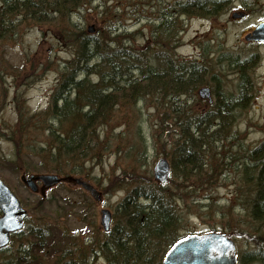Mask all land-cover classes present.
I'll return each instance as SVG.
<instances>
[{"label": "trees", "instance_id": "1", "mask_svg": "<svg viewBox=\"0 0 264 264\" xmlns=\"http://www.w3.org/2000/svg\"><path fill=\"white\" fill-rule=\"evenodd\" d=\"M80 3L81 0H0L2 45L16 41L14 36L19 22L27 15H32L27 20L34 21L46 20L49 15L58 13L66 24L59 28V37L71 51L70 58L59 68V82L52 93V105L36 113H30L28 108L19 110L17 124L24 120L31 124L35 115L42 114L41 121L46 125L39 150L48 156V161L43 158L37 163L23 161L19 153L14 159L1 157L0 160L11 170H21L25 174H79L89 179L93 176V164H101L107 153L117 156L116 162L121 158L126 137H118V147L111 151L107 143L101 142L102 137L107 136L108 126L121 119L126 124L125 132L131 133L135 123L142 119V112L152 107L154 112L147 113L150 121L152 117L150 125L155 127L152 138L157 136L162 148L169 144L178 151L173 155L164 149V157L171 162L173 171L167 182L156 184L151 179L150 169L144 168L130 176L126 167L124 174L135 177L132 188L138 186L131 188L116 204L111 230L92 229L93 236L84 239L69 234L59 220L69 216L75 208L71 199L65 197L63 200L68 203L63 211L57 212L48 207L57 202L55 194L37 195L28 207L29 211L34 210V214H30L17 235L21 236L17 239L18 246L9 251L4 260L2 253L0 264H95L100 257L106 264H161L165 251L186 235L177 233L184 213L173 196V181L178 180L181 189L190 187L189 193H201L204 198H209L214 175L208 165L216 161L217 153L206 147L216 146L227 134V138L236 134L231 126L233 115L247 103H233L232 94L223 91V97L217 96V100L204 110L201 104L208 102L195 97V91L204 83L200 66L167 54L178 36L180 23L177 19H174L173 26L168 21L169 28L150 30L151 43L159 45L158 51L162 50L153 58L156 61L153 63V59H143L141 49L126 45L122 35L112 37L109 32L88 34L78 25L66 21ZM17 35L21 36V33ZM35 58L29 60L34 69L38 68L40 60ZM225 60L223 62L227 63ZM14 69L20 73L26 70V66L13 65ZM5 73V69H0V74ZM140 99L141 106L136 102ZM17 124L16 127L21 126ZM9 127V132L14 133V127ZM102 127L103 133L100 131ZM13 143L19 146L17 139ZM218 161L221 172H228L232 164L239 180L248 189L253 188L246 203L252 221L259 222L256 227L258 236H248L239 228L228 230L234 240H241L244 245L242 250H237L238 264H264V141L255 150H247L243 158L235 160L229 156ZM132 162L139 169L138 161ZM139 176L150 179L142 182ZM112 178L122 181L124 175ZM24 203L27 205L26 201ZM77 203L80 206L77 210L88 211L93 206L83 191ZM86 216L91 217V214ZM30 218L34 226H28ZM15 240L16 235L11 237L10 244Z\"/></svg>", "mask_w": 264, "mask_h": 264}, {"label": "rangeland", "instance_id": "2", "mask_svg": "<svg viewBox=\"0 0 264 264\" xmlns=\"http://www.w3.org/2000/svg\"><path fill=\"white\" fill-rule=\"evenodd\" d=\"M182 1L184 0H81L66 21L78 25L84 31H87L89 25H93L95 35L106 32L111 33L112 37L122 35L121 39L126 45L141 49L139 52L143 55V59L145 57L147 60H152L162 50L158 51L159 45L151 43L152 31L150 30H160L157 27V21H160L159 12H171L167 15L171 21L170 24L173 26L174 19H177L180 24H178L176 41L170 48L171 52L167 54H174L182 62L192 61L200 66L203 85L214 88L213 102L217 100V95L221 97L219 91L232 94V96L238 93V82L239 78H242V72H237L238 67L231 63L230 59L239 55V59L244 60L254 53L261 56L260 60L257 57L254 58L250 68L244 71V76L247 73L249 77L247 81L250 80L248 90L250 98L245 101L247 104L242 109L236 110L233 115L231 126L236 134L231 138H227L229 136L227 134L225 136L227 139L221 137L216 146L206 147L217 153L215 154L216 161L208 165L213 169L214 175L209 198H204L201 193H189L190 187L179 188L178 180L172 183L173 196L178 200L179 206L183 208L182 213H184V219L177 232L179 235L203 233L221 228H228L225 230L228 232L230 228H239L244 230L248 236H258L256 227L259 222L252 221L246 203L253 188L248 189L239 180L240 176L235 173L236 169L232 164L228 172H221L218 160L229 156L234 157L235 160L243 158L247 150L257 148L255 144L264 139V45L251 44L243 39L247 31L264 19V0H218V2L210 0L206 2L207 5L211 6L213 3L217 5V12L213 10V14H207L205 17L195 13L189 15L177 13L176 15L174 11H170L173 5L174 7L180 6L179 3ZM237 10L245 11L246 16L236 17L239 15L236 13ZM29 17L32 15H27L23 18L24 21L19 22L20 26L16 32L21 33V36L16 33L15 42L2 45L3 41H0V69L6 71L5 74H0V158L14 159L19 153L18 156L23 161L33 160L37 163L42 158L45 162L48 161V156L39 150L43 145L46 123L41 121L42 114H39L33 117L31 124L28 120H24L19 123L20 127H16L20 117L19 110L28 108L30 113H36L52 105V92L59 82V68L64 60L70 58L71 51L59 37V28L65 27L66 24L59 18L58 13L49 15V19L46 20H27ZM35 57L40 58L36 69L30 67L31 62L29 61L31 58L36 59ZM224 59H227L225 60L227 63L223 62ZM155 62L153 59V63ZM21 64H25L26 70L20 73L18 69L12 70L13 65L20 66ZM159 64L161 63L158 62ZM195 97L199 98L197 90ZM136 102L142 105L141 99ZM206 105L208 104H201L204 110L207 109ZM153 112L154 108L147 107L142 112L144 118L142 117L135 123L131 133L125 132L126 124L124 120L120 121L121 119H116L115 124L111 123V126L109 125L110 127L106 129L107 136L102 137L101 142L107 143L111 151H116L118 137H126V140H123L121 158L118 162H116L117 156L107 153L102 162L100 161L101 164L96 162L93 164V176L88 180H94L92 182L101 192L103 200L100 204L94 202L88 211L86 209L85 211L77 210L80 208L77 201L81 190L77 187H68L66 184H60L47 191L46 195L55 194L57 198L55 204L48 205L52 210L63 211L64 205L68 203L64 202L65 197L75 204V208L68 217L59 219L65 228L70 230L69 234L84 239L93 236L92 229L102 231L100 208L106 207L114 212L116 204L122 201L136 183L135 177L130 176H134L144 168L152 171L155 161L164 156L163 153L166 150L171 151L173 155L176 153L174 146L171 147L168 144L167 147L163 145L164 148H162L158 143V137L152 138L151 132L153 133L155 127L150 125L152 117L150 115V121L147 113L152 114ZM7 127H14V133H11V130L9 132ZM100 131L103 133L104 127ZM14 139L19 141L18 147L14 146ZM133 160L138 161L136 165L140 170L134 166ZM126 167L130 176L124 174ZM21 174V170L13 171L8 164L0 160V178L21 201H26L27 205L25 203L24 205L29 207L38 194L32 193L25 187L20 181ZM119 175H124L125 181L112 178L116 176L118 179ZM139 179L142 182L145 180L148 182L150 178L139 176ZM153 182L160 184L155 180ZM86 196L88 197L87 194ZM178 210L180 211L179 207ZM31 213L34 214V210ZM90 214L91 217L86 216ZM60 221L59 227L62 225ZM30 225H33L31 218L28 223V226ZM18 233L15 234L14 243L0 251V256L3 253V260L7 258L9 251L18 246ZM242 246H244L242 241L237 240L238 250H242ZM95 264L106 263L104 258L100 257Z\"/></svg>", "mask_w": 264, "mask_h": 264}, {"label": "water", "instance_id": "3", "mask_svg": "<svg viewBox=\"0 0 264 264\" xmlns=\"http://www.w3.org/2000/svg\"><path fill=\"white\" fill-rule=\"evenodd\" d=\"M87 31L93 32V27L88 26ZM245 39L264 40V21L245 35ZM198 95L203 99L211 100L208 87L199 88ZM152 172L156 181L164 182L167 180L170 175V165L167 159L159 158L153 165ZM61 180L80 186L95 201L101 199L100 193L89 182L80 177L64 179L48 173L21 176L22 183L32 192L38 190L37 181L42 183V187L48 188ZM27 215V210L21 205L18 197L0 178V249L9 243L11 233L22 228ZM110 219V212L106 208H102L100 223L104 230L109 228ZM162 264H238L235 241L220 231H208L183 237L166 251Z\"/></svg>", "mask_w": 264, "mask_h": 264}, {"label": "flooded vegetation", "instance_id": "4", "mask_svg": "<svg viewBox=\"0 0 264 264\" xmlns=\"http://www.w3.org/2000/svg\"><path fill=\"white\" fill-rule=\"evenodd\" d=\"M207 1H210V0H201V1L200 0L199 1L184 0L181 3H179L180 6L174 7V5H173V9L170 10V11H174V13H180V14L185 13L186 15H189L191 13H195L197 15H201V17H205V16H207V14H209V15L213 14V10H215V13H216L217 12L216 11L217 10V5H215L213 3L211 6H208L207 3H206ZM215 2H218V0H215ZM167 9H169V8H167ZM169 13H171V12H169V11H161V12L158 13V19L160 18V21L159 22L157 21V23H158L157 27L158 28L166 29V28L170 27L169 24H167L168 21L170 20L169 17L167 16ZM236 13H238L241 16L239 18H243V17L246 16V12L245 11H238L237 10ZM251 44L264 45V41L251 42ZM256 57L258 58V60H260V58H261V56L258 53H254V54H251L249 57L245 58L244 60H240L239 59V55L234 56V59H232V63L235 66L238 67L237 72H242V78L238 77L239 78L238 93H236L235 95L233 94V100H232L233 103L236 102V103H239V104L240 103L241 104H245L246 103L245 101L249 100L250 94H249L248 90H249V87H250V85H249L250 80L247 81V79H249V77L247 76L248 75L247 73L244 76V71L246 69L250 68L251 61H253L254 58H256ZM251 72H252V70H251ZM219 93L221 94V98H222L223 97V92L219 91ZM263 141H264V139H261L255 145L257 147L261 146ZM253 148H255V147H253ZM255 149H249V150H255Z\"/></svg>", "mask_w": 264, "mask_h": 264}, {"label": "bare ground", "instance_id": "5", "mask_svg": "<svg viewBox=\"0 0 264 264\" xmlns=\"http://www.w3.org/2000/svg\"><path fill=\"white\" fill-rule=\"evenodd\" d=\"M131 66H134L133 64H131ZM62 101V100H61ZM62 103H63V101H62Z\"/></svg>", "mask_w": 264, "mask_h": 264}]
</instances>
